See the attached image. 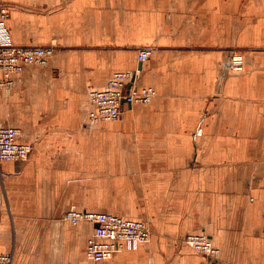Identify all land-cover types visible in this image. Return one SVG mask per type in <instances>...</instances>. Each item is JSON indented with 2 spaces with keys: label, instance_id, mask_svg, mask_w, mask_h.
<instances>
[{
  "label": "crops",
  "instance_id": "1",
  "mask_svg": "<svg viewBox=\"0 0 264 264\" xmlns=\"http://www.w3.org/2000/svg\"><path fill=\"white\" fill-rule=\"evenodd\" d=\"M1 6L13 44L56 52L0 88V127L33 147L26 161L0 163V253L14 264H203L185 238L207 234L221 264H264V0ZM117 72L156 95L92 122L89 92ZM69 211L143 221L151 238L96 263L95 226L72 225Z\"/></svg>",
  "mask_w": 264,
  "mask_h": 264
},
{
  "label": "built area",
  "instance_id": "2",
  "mask_svg": "<svg viewBox=\"0 0 264 264\" xmlns=\"http://www.w3.org/2000/svg\"><path fill=\"white\" fill-rule=\"evenodd\" d=\"M10 11L0 7V72L4 80L1 87H12L14 75L24 71L26 66L37 65L47 67L53 58L55 46L22 47L11 42L7 28ZM152 49L139 51L138 60L145 63L149 60ZM244 67V56L234 52L231 56L230 68L240 71ZM135 75L129 72H117L108 83L106 90H90L89 97L94 107L90 112L92 122L117 121L122 116V107L128 105L149 104L156 95L153 88L139 89L134 85ZM20 130L15 127H0V163L3 161H26L32 153L31 144L18 141ZM64 220L72 225L88 222L95 226L88 242L87 257L93 262L110 259L123 249H135L147 243L151 238V230L147 223L130 220L122 216L69 211L63 215ZM187 245L206 261L203 264H221V250L217 248L207 234H190L185 238ZM0 264H14V253H0Z\"/></svg>",
  "mask_w": 264,
  "mask_h": 264
}]
</instances>
